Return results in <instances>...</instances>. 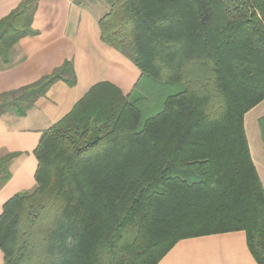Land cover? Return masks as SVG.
<instances>
[{
  "label": "trees",
  "instance_id": "16d2710c",
  "mask_svg": "<svg viewBox=\"0 0 264 264\" xmlns=\"http://www.w3.org/2000/svg\"><path fill=\"white\" fill-rule=\"evenodd\" d=\"M106 1L100 37L139 68L135 96L97 83L42 132L35 187L0 215L4 264H158L182 239L238 230L264 264L245 129L264 100V0ZM36 9L23 0L0 20L2 64L36 33ZM58 81L77 83L72 60L1 93L0 116H25ZM16 155L0 158V188Z\"/></svg>",
  "mask_w": 264,
  "mask_h": 264
},
{
  "label": "crops",
  "instance_id": "0c3cea01",
  "mask_svg": "<svg viewBox=\"0 0 264 264\" xmlns=\"http://www.w3.org/2000/svg\"><path fill=\"white\" fill-rule=\"evenodd\" d=\"M22 1L0 0V20ZM106 10L105 0H89L86 4H78L77 0H37L32 25L36 33L15 44L9 65L0 62V94L37 81L69 59L74 62L77 75V83L73 86L64 81L54 83L25 116L14 113L0 116V158L17 154L10 161L11 176L0 188V215L10 198L36 185L35 149L42 132L65 117L92 86L111 82L134 98V85L141 72L130 58L101 40L98 21ZM262 105L264 100L245 114V129L264 185V143L258 140L253 124V120L264 116V108L247 123L250 114ZM0 264H4L1 249ZM158 264L258 262L249 250L245 231L238 230L182 239Z\"/></svg>",
  "mask_w": 264,
  "mask_h": 264
},
{
  "label": "rangeland",
  "instance_id": "374dc122",
  "mask_svg": "<svg viewBox=\"0 0 264 264\" xmlns=\"http://www.w3.org/2000/svg\"><path fill=\"white\" fill-rule=\"evenodd\" d=\"M105 2L107 3V5H108V2L105 0ZM107 11V10H106ZM264 108V105H262V107H260L259 109H257L256 111H254L253 113H252V115L250 114V120H249V118L247 119V123L248 122H251V118H255L256 117V114H259V113H261V110ZM263 112H264V110H263ZM253 124H254V128H255V130H257V132H258V140H260L261 141V135H260V128H259V124H258V121L255 119V120H253ZM250 129V128H249ZM262 172V171H261ZM264 173V172H263ZM264 177V176H263ZM35 187V186H34ZM33 189V188H32Z\"/></svg>",
  "mask_w": 264,
  "mask_h": 264
}]
</instances>
